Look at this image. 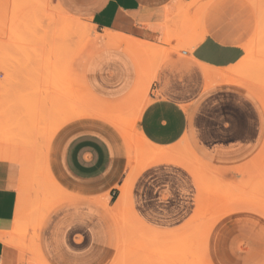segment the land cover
<instances>
[{
	"label": "crops",
	"instance_id": "crops-1",
	"mask_svg": "<svg viewBox=\"0 0 264 264\" xmlns=\"http://www.w3.org/2000/svg\"><path fill=\"white\" fill-rule=\"evenodd\" d=\"M192 1H54L98 36H116L153 53L133 55L125 45L102 44L84 66L89 90L105 105L100 115L72 119L50 132L42 179L59 193L49 195L56 204L40 224L42 264H109L119 249L111 210L127 182L122 217L127 212L146 231L143 236L157 239L153 244L171 243L200 211L204 197L211 200L202 178L180 164L181 156L191 154L193 163L214 172L236 169L259 151L263 111L230 80L244 57L247 25L233 15L232 0H200L198 10ZM202 3L207 4L203 19L193 34L191 20ZM186 44L190 47L181 50ZM121 106V116L133 125L117 115ZM121 126L129 129L134 145L132 166ZM19 154L0 142V264H25L12 231L30 205L47 201L30 193ZM139 154L149 161L141 167ZM234 176L226 174L229 180ZM257 219L239 214L212 228L210 264H264V224Z\"/></svg>",
	"mask_w": 264,
	"mask_h": 264
},
{
	"label": "rangeland",
	"instance_id": "rangeland-1",
	"mask_svg": "<svg viewBox=\"0 0 264 264\" xmlns=\"http://www.w3.org/2000/svg\"><path fill=\"white\" fill-rule=\"evenodd\" d=\"M197 1L195 10L199 9L200 0ZM52 4L55 9L54 1ZM232 4L235 11L233 15H238L242 23L247 25L248 39L243 46L244 57L234 68L230 80L246 89L259 103L264 114L263 102L257 95L264 97V0H232ZM201 5L203 7L191 20L193 34L200 29L207 4ZM189 10L187 9L186 16ZM25 12L28 17L20 15ZM73 18L82 24H88L80 18ZM46 20L43 10L36 7L28 9L11 0H0V142L19 151L25 176H28L30 193L47 200L37 202L34 207L30 205L26 216L18 220L12 231L13 241L16 242L14 245L19 248L20 253L24 251L25 264H42L38 257V253L41 255L40 224L49 207L56 204L48 201L49 195L59 193L58 189L55 191L50 186V181L42 179L50 132L57 121L71 115L74 110L83 111L92 105H105L92 95L85 81L84 57L97 46L91 36L88 33L70 35L67 41L69 46H64V50L59 36L60 29L57 25H49L50 21ZM92 34L97 36L94 29ZM195 43L194 41L191 46ZM188 47L190 45L186 44L181 50H187ZM147 53L153 52L149 50ZM61 58L64 60H60ZM67 63L71 65H65ZM64 67L65 73H62L63 70L59 72ZM122 108L124 107H119L117 115L125 121V116H121ZM141 144V140H138V147ZM263 147L264 140L259 151L236 169L226 171L218 168L213 172L208 168L207 172L205 166L201 176L202 190L211 200L205 201L206 196L204 197L200 211L179 232V239L176 241L153 244L157 239L143 236L142 232L146 231H140L126 212L123 217L126 230L121 241L122 251L118 249L117 257L114 256L109 264H134L146 257L159 255L173 256L178 263L181 262L179 264H210V253L207 250L210 232L225 218L246 214L254 219L258 217L257 220L264 224ZM181 157L188 162L193 161L191 154ZM138 162L141 167L149 161L145 155L139 154ZM195 168L198 169L199 165ZM230 172L235 175L233 180L226 178V174ZM135 228L140 233H136Z\"/></svg>",
	"mask_w": 264,
	"mask_h": 264
},
{
	"label": "bare ground",
	"instance_id": "bare-ground-1",
	"mask_svg": "<svg viewBox=\"0 0 264 264\" xmlns=\"http://www.w3.org/2000/svg\"><path fill=\"white\" fill-rule=\"evenodd\" d=\"M4 1H8V0H4ZM52 1L53 0H11V2H13L14 4H20L24 7H28V9H31L33 7H36L37 9H40V10H43L44 12V17L45 19H47L46 21H50L48 24H53V25H57L58 28L60 29V37H61V40H62V43H63V48L64 46L65 47H68V37L72 34H85V33H88L90 36H91V39L95 42V44L97 45L89 54H87L84 58V63H83V66L86 67V63L87 61L90 59V57L92 56V54L102 45V44H106V45H109V46H123L125 45V49H128L131 51V53L133 55H136L137 51H142V50H145V48L143 47H137V45H135L134 43H125L123 40H121L120 38L116 37V36H112V35H106V38L107 39H104L105 37L103 36H94L92 34V29L93 27L90 26L89 24H82L78 21V19L76 18H73L71 16H69L68 14H66L64 11H62V9L58 6L57 3H55V9L52 7ZM55 1V0H54ZM197 0H193L192 1V9H194L196 6H197ZM189 6V5H188ZM191 8V7H190ZM19 11V10H18ZM32 11V10H31ZM49 11H51L52 13H50ZM31 14H33L31 12ZM20 15L22 16H26L27 13L25 12L24 14L20 13ZM19 15V17H20ZM23 17V19H24ZM28 17V16H26ZM15 18V17H14ZM7 21V20H6ZM47 23V22H46ZM19 24V23H18ZM24 24V23H23ZM28 26V25H27ZM5 28V27H4ZM16 32V31H15ZM36 35V34H35ZM74 38V37H73ZM72 39V38H71ZM73 41V40H72ZM65 50V48H64ZM67 51L69 52V50L67 49ZM148 52V50L146 49L144 51V53ZM60 53H62L60 51ZM59 56V55H58ZM60 58V56H59ZM58 58V59H59ZM55 59V58H54ZM56 59V60H58ZM60 60H64V59H60ZM50 61H52L50 59ZM56 61H54L55 63ZM65 62V61H64ZM67 62V60H66ZM62 63V62H61ZM70 63V62H69ZM50 65V64H49ZM65 65H68L65 64ZM64 65V66H65ZM71 65V64H69ZM68 65V66H69ZM84 68V67H83ZM65 70V67L62 68V69H59V72L61 70ZM54 70V69H53ZM63 70L62 73H65V71ZM67 72V71H66ZM151 76V75H150ZM82 79V77H81ZM82 84H83V80H82ZM84 85V84H83ZM257 94V93H256ZM258 97L260 98V101L263 102V105H264V97L260 96L259 94H257ZM261 102V103H262ZM90 104V103H89ZM97 104V103H96ZM99 104V103H98ZM95 105V104H94ZM101 106V105H100ZM100 106H93L92 107H89L88 108H85V110L83 111H73L71 113V115H68L66 117H63L62 119H60L59 121H57V124L56 126L54 127V129L52 130L51 134L53 132H55L62 124H65V122L67 121H70L72 119H75V118H78V117H81V116H84V115H87V114H98V113H101V110H103L101 108L100 110ZM105 108V107H104ZM139 114V113H138ZM100 115V114H98ZM103 115V114H102ZM110 115V114H108ZM107 114L103 115V116H106L107 118H109L111 120V122H113L114 124H118L116 119L114 117H111V116H108ZM120 130L122 132V134L124 135L125 137V140H126V144H127V147H128V153L130 155V159H129V164L130 166H132V156L131 154L134 152V145L132 143V141H130V134H129V129L126 128L125 126H121L120 127ZM264 149V147H263ZM176 160V159H175ZM196 160V159H195ZM177 161V160H176ZM194 161V160H193ZM193 161H187L185 159V162H179L177 161L178 163L182 164L183 166H185L186 168H188L192 173L193 175L195 176V178H200L202 176V174L204 173L202 170H204V168L201 166V164L197 161L196 164L195 162L193 163ZM199 165V168L196 169L195 167H198ZM203 168V169H202ZM44 173H46L45 175L47 176V172L44 171ZM45 177V176H43ZM47 178V177H46ZM128 183V182H127ZM125 184V186L122 188V192H121V195L120 197L118 198L117 202H116V206L113 210H111V215L112 217L116 220L117 222V225H118V233H119V238H120V242H119V249L118 251H122V239H123V234L126 230V225L124 223V219L122 217V210L125 209V208H128V201H129V186L128 184ZM131 211V210H130ZM260 213V212H259ZM262 214V213H261ZM132 216V214H131ZM263 216V215H262ZM132 218L134 219V217L132 216ZM135 221H137L139 224H141L137 219H134ZM217 221V220H215ZM142 225V224H141ZM161 233V232H160ZM205 233V232H204ZM155 240V237L153 238ZM179 237H175L173 239H169V241H176L178 240ZM182 240V238H181ZM203 240V239H202ZM150 241H153V240H150ZM157 241V240H155ZM208 241V239H207ZM192 247V246H191ZM189 248V247H188ZM180 252V251H179ZM121 253V252H120ZM117 257V256H116ZM209 257V255L207 256ZM117 260V258H116ZM181 263V262H179ZM175 258L173 256L171 257H168V256H162V257H152V258H145V259H141L139 260L138 262H135L134 264H179ZM114 264H117V263H114ZM184 264V263H183Z\"/></svg>",
	"mask_w": 264,
	"mask_h": 264
}]
</instances>
